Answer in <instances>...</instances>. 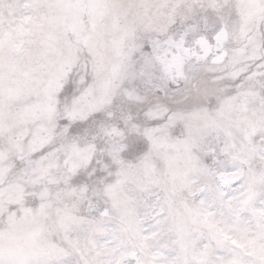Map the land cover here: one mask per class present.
Returning <instances> with one entry per match:
<instances>
[{
	"label": "snow or ice",
	"instance_id": "6c2138e0",
	"mask_svg": "<svg viewBox=\"0 0 264 264\" xmlns=\"http://www.w3.org/2000/svg\"><path fill=\"white\" fill-rule=\"evenodd\" d=\"M0 264H264V0H0Z\"/></svg>",
	"mask_w": 264,
	"mask_h": 264
}]
</instances>
